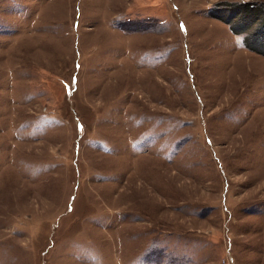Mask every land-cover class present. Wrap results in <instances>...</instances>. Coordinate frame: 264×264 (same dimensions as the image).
<instances>
[{"label": "rangeland", "instance_id": "rangeland-1", "mask_svg": "<svg viewBox=\"0 0 264 264\" xmlns=\"http://www.w3.org/2000/svg\"><path fill=\"white\" fill-rule=\"evenodd\" d=\"M258 5L0 0V264H264Z\"/></svg>", "mask_w": 264, "mask_h": 264}, {"label": "crops", "instance_id": "crops-1", "mask_svg": "<svg viewBox=\"0 0 264 264\" xmlns=\"http://www.w3.org/2000/svg\"><path fill=\"white\" fill-rule=\"evenodd\" d=\"M248 8H249L247 10L248 15H250L252 11H256L257 9L260 13L261 12L264 13V6H261V5H258L255 7L254 6H248ZM245 12H246V10H245ZM245 15H246V13H245ZM245 15H243V17H242L243 19L245 18ZM258 18H260L258 20L261 21L260 27H257L256 23L254 21H251L247 18V20L250 21L251 25H255L253 27L254 30H251V31H250L251 25L248 27L241 25L242 27L240 26L239 29H237V28H234L233 24H231L230 21H226V24L228 25V28L230 29L231 34L234 37L238 38L239 45H241L242 48H248L249 51H251L254 55H258V57H260V56L264 57L263 48L258 46L259 41H261L260 39H263V37H264V27H262L263 22H264V18H263V16L262 17L258 16Z\"/></svg>", "mask_w": 264, "mask_h": 264}, {"label": "trees", "instance_id": "trees-1", "mask_svg": "<svg viewBox=\"0 0 264 264\" xmlns=\"http://www.w3.org/2000/svg\"><path fill=\"white\" fill-rule=\"evenodd\" d=\"M220 19L225 20V19H223L221 16H220ZM225 22H226V21H225Z\"/></svg>", "mask_w": 264, "mask_h": 264}]
</instances>
